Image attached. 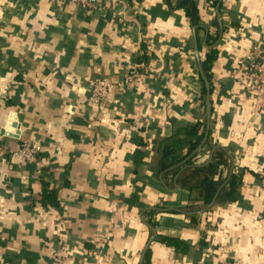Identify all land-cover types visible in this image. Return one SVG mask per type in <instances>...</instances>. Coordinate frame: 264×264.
Returning a JSON list of instances; mask_svg holds the SVG:
<instances>
[{"label":"crops","instance_id":"1","mask_svg":"<svg viewBox=\"0 0 264 264\" xmlns=\"http://www.w3.org/2000/svg\"><path fill=\"white\" fill-rule=\"evenodd\" d=\"M256 44L264 0H0V264H264ZM132 64L152 73L88 104Z\"/></svg>","mask_w":264,"mask_h":264},{"label":"built area","instance_id":"2","mask_svg":"<svg viewBox=\"0 0 264 264\" xmlns=\"http://www.w3.org/2000/svg\"><path fill=\"white\" fill-rule=\"evenodd\" d=\"M78 5L83 10L90 13L102 11L108 3L119 2L121 0H69ZM243 62L250 64L251 77L254 82L250 84L249 90L254 91L259 96H264V45H252ZM152 71L143 64H132L127 72L117 79L100 78L93 81L88 89V104L94 108L101 109L110 94L117 90H123L137 83L145 75ZM40 145L35 141H23L16 151L10 154L20 157L25 163L40 166L39 153ZM6 152L0 149V166L5 162Z\"/></svg>","mask_w":264,"mask_h":264},{"label":"trees","instance_id":"3","mask_svg":"<svg viewBox=\"0 0 264 264\" xmlns=\"http://www.w3.org/2000/svg\"><path fill=\"white\" fill-rule=\"evenodd\" d=\"M212 58L210 57V55L207 56L206 61L203 62L202 64V71L204 73V75L209 78V71H210V63H211ZM188 135H190L191 137L195 138V142L192 141H186V144H189V150H193L194 147H196L199 143V141L201 140V138L203 137V133L198 134L197 131V126L192 127V129L188 132ZM191 143V144H190ZM222 154V151L218 152L216 155V157L213 158V160H217V157L220 158ZM211 167L215 166V163H211L210 164ZM235 180L234 176H231V180H230V188H231V184L233 183V181ZM202 194H203V201L205 204H210V202L213 199V195L216 192L217 186L214 182H212L211 180L204 178L203 182H202ZM50 193L45 191L44 193V199H48L49 198ZM167 242H170L169 239H164Z\"/></svg>","mask_w":264,"mask_h":264},{"label":"water","instance_id":"4","mask_svg":"<svg viewBox=\"0 0 264 264\" xmlns=\"http://www.w3.org/2000/svg\"><path fill=\"white\" fill-rule=\"evenodd\" d=\"M206 85H207V87H209V83L206 81ZM212 204V203H211Z\"/></svg>","mask_w":264,"mask_h":264}]
</instances>
